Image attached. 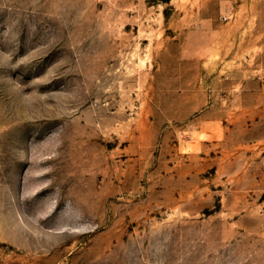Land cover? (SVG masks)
<instances>
[{"label":"rangeland","instance_id":"obj_1","mask_svg":"<svg viewBox=\"0 0 264 264\" xmlns=\"http://www.w3.org/2000/svg\"><path fill=\"white\" fill-rule=\"evenodd\" d=\"M0 264H264V0H0Z\"/></svg>","mask_w":264,"mask_h":264}]
</instances>
